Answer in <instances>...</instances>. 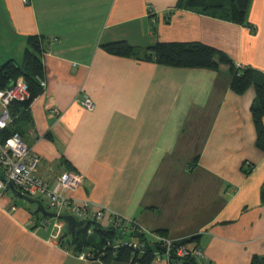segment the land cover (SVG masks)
I'll use <instances>...</instances> for the list:
<instances>
[{
    "label": "crops",
    "instance_id": "1",
    "mask_svg": "<svg viewBox=\"0 0 264 264\" xmlns=\"http://www.w3.org/2000/svg\"><path fill=\"white\" fill-rule=\"evenodd\" d=\"M178 1L0 0L3 63L22 62L28 37L43 39L45 86L18 126L40 158L38 177L53 185L66 170L81 175L71 197L173 241L198 236L201 264H251L264 258V152L255 146L253 88L233 93L224 66L170 68L101 48L198 42L264 74V0H251L254 30L174 9ZM83 96L92 110L76 102ZM18 200L0 192V264H101L61 248L65 227L56 234L51 218L35 227L36 205Z\"/></svg>",
    "mask_w": 264,
    "mask_h": 264
},
{
    "label": "trees",
    "instance_id": "2",
    "mask_svg": "<svg viewBox=\"0 0 264 264\" xmlns=\"http://www.w3.org/2000/svg\"><path fill=\"white\" fill-rule=\"evenodd\" d=\"M250 3L251 0H179L174 9L207 15L254 30V27L247 21ZM42 42L43 39L37 36L28 37L21 63L7 60L0 64V90L22 77L27 84L29 93L26 100L12 101L9 104L8 111L13 122L6 129L0 131V140H5L15 132L22 136L18 125L21 121L30 119L29 106L43 90L39 84L43 75ZM101 48L111 55L133 58L170 68H204L218 71L221 66L226 67L230 75V90L233 93L242 95L250 88H253L255 92V98L250 106V114L256 133L255 146L264 152V74L260 71L251 67H241L226 53L198 42H156L149 47L139 49L127 41L120 40L103 44ZM251 166L246 162L242 164V171L245 175L251 173ZM260 202L264 204V186L260 191ZM30 214L34 217L35 227L39 226L41 221L50 219L43 217L37 207L35 212L31 211ZM38 215L41 217L38 218ZM79 222H83V225L76 228L73 233L63 231L59 237L60 247L71 254L92 250L93 260H98L101 264H152L156 260L164 259L166 247H163L161 242L142 233L119 235V239L122 237L135 239L139 247L134 249L131 246L120 245L115 248V242L118 240L116 230L102 227L94 221L82 220ZM153 233L166 238L164 231ZM197 239L198 236H192L173 241L169 248V258L166 264H201V259L191 253L183 257L176 256L177 249L181 246L191 245L194 249H200ZM251 264H264V258L254 256Z\"/></svg>",
    "mask_w": 264,
    "mask_h": 264
},
{
    "label": "built area",
    "instance_id": "3",
    "mask_svg": "<svg viewBox=\"0 0 264 264\" xmlns=\"http://www.w3.org/2000/svg\"><path fill=\"white\" fill-rule=\"evenodd\" d=\"M27 3V0H24ZM40 87L45 86L44 81H39ZM29 97L27 84L22 77L17 78L8 87L0 90V131L6 129L11 125L13 119L11 118L8 106L12 101H24ZM76 102L85 110H92V101L83 96V98H76ZM40 158L32 153L31 148L25 143L23 137L15 132L5 140H0V192L8 191V185H12L15 189L23 195L46 201V208L56 217L52 218L56 221L52 226L55 233H59L58 223L60 216H71L79 221H94L99 222L107 215V228H112L118 232V240L115 242V248L120 245L131 246L132 248L139 247L137 241L133 238H120L119 235L128 233H142L149 238L161 242L163 247H166L164 253V261L167 262L169 258V248L173 240L160 237L156 233L146 230L143 227L136 225L134 221L127 220L122 216L112 213L107 209L101 207H94L92 203L87 200H79L70 196L82 185V177L78 173L66 170L59 174L55 179L53 185L48 181L37 176V170L40 166ZM55 185V188L53 187ZM47 220L39 223L40 227L46 226ZM91 233V230L88 231ZM128 239V240H127ZM191 253L197 258L201 259L202 252L200 249H194L193 246H181L177 249L176 256L183 257ZM73 256L84 262L94 259L92 250H86L73 254Z\"/></svg>",
    "mask_w": 264,
    "mask_h": 264
},
{
    "label": "water",
    "instance_id": "4",
    "mask_svg": "<svg viewBox=\"0 0 264 264\" xmlns=\"http://www.w3.org/2000/svg\"><path fill=\"white\" fill-rule=\"evenodd\" d=\"M8 190H10L17 198H19V199H21L27 203L36 205L38 212L43 217L51 218V219L56 217L55 214L49 213V212H47V210H45V207L43 206V204L40 200L32 199L30 197L23 195L21 192H19L17 189H15L11 184L8 185ZM59 220H61L62 222H64L66 224V232L67 233H73L76 228L83 225V222H77L71 216H60Z\"/></svg>",
    "mask_w": 264,
    "mask_h": 264
},
{
    "label": "rangeland",
    "instance_id": "5",
    "mask_svg": "<svg viewBox=\"0 0 264 264\" xmlns=\"http://www.w3.org/2000/svg\"><path fill=\"white\" fill-rule=\"evenodd\" d=\"M3 63V60L2 59H0V64H2ZM0 111H1V109H0ZM41 202H42V204H43V206L46 208V201L44 200V199H41L40 200ZM17 202H19V203H23V201H21V200H18ZM33 209H35V205H30ZM47 210V212H49V213H51L50 212V210L49 209H46ZM51 220H53V222H52V225L51 226H54V224L56 223V221L54 220V219H51ZM62 226H64L65 227V231H66V224L64 223V222H59L58 223V227H59V230H61L62 231V229H63V227ZM53 230V229H52ZM91 261H96V260H91ZM98 261V260H97Z\"/></svg>",
    "mask_w": 264,
    "mask_h": 264
}]
</instances>
